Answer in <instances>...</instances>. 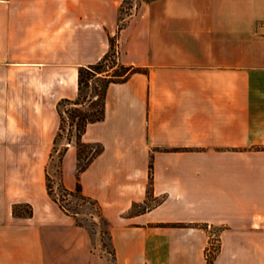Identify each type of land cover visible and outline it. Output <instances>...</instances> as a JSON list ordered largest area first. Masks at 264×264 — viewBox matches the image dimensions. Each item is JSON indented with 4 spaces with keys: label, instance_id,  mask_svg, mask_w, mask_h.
I'll return each mask as SVG.
<instances>
[{
    "label": "crops",
    "instance_id": "crops-1",
    "mask_svg": "<svg viewBox=\"0 0 264 264\" xmlns=\"http://www.w3.org/2000/svg\"><path fill=\"white\" fill-rule=\"evenodd\" d=\"M121 2L0 0V264H105L49 195L45 166L57 103L109 49ZM117 42L123 63L148 72L108 87L104 118L83 135L104 148L79 176L110 223L116 264H210V228L212 264H264V0L142 2ZM76 161L70 144L69 189ZM150 176L161 201L127 215ZM17 203L32 215H14ZM169 222L187 226H156Z\"/></svg>",
    "mask_w": 264,
    "mask_h": 264
},
{
    "label": "trees",
    "instance_id": "trees-1",
    "mask_svg": "<svg viewBox=\"0 0 264 264\" xmlns=\"http://www.w3.org/2000/svg\"><path fill=\"white\" fill-rule=\"evenodd\" d=\"M150 1V0H146ZM131 14L129 13L128 16ZM127 16V17H128ZM127 17L119 18L117 32L114 35H109V49L95 62L80 65L78 68V91L75 97H63L57 103V111L60 116L59 128L55 134L50 158L54 157V152L57 151V145L61 138H65V143L58 149L59 161L62 166L63 157L68 149L69 144L76 147V184L74 189H69L62 184L64 195H70L83 202L92 204L98 211L99 217H103L99 202L84 194L82 185L79 181V176L84 171L91 161L103 151V144L98 141L87 142L83 139V135L90 123L100 121L105 116L106 109V95L107 89L112 83H119L126 81L133 73H147L148 68L133 64L122 63L117 55V38L118 32L125 25ZM92 88V92L90 89ZM62 177V167L59 170ZM49 175L47 173V189L49 195L60 205V207L67 213L73 215L78 225L83 223L77 219L76 213L66 207L61 199L54 196L52 186L48 182ZM152 176H150V183L147 189V198L153 195L152 191ZM146 202V201H145ZM158 203V202H157ZM155 203V204H157ZM152 206H144L143 203H133L128 211V215H135L152 208ZM26 207L25 212L21 211V207ZM13 213L19 216H30L33 213L31 204L17 203L13 205ZM103 219V218H102ZM104 223L108 221L104 218ZM156 226H187L182 222L158 223ZM207 227V225H203ZM219 249V248H218ZM216 255H207V260L210 264Z\"/></svg>",
    "mask_w": 264,
    "mask_h": 264
},
{
    "label": "rangeland",
    "instance_id": "rangeland-1",
    "mask_svg": "<svg viewBox=\"0 0 264 264\" xmlns=\"http://www.w3.org/2000/svg\"><path fill=\"white\" fill-rule=\"evenodd\" d=\"M142 2H148V1H146V0H122L121 4L119 6V14H120L119 18L127 17L129 13L132 14L136 10V8L139 6V4H141ZM124 22L126 23V20ZM118 23H119V21H118ZM117 44H118V42H117ZM116 49H117V46H116ZM116 55H117L118 59L120 60L118 49H117ZM90 91L91 92L93 91L92 88L90 89ZM1 94H3V95H1ZM0 95H1L0 97H2V96L5 97L4 95H7V92L5 93V91H2V92L0 91ZM4 103L7 104V102H3V104ZM65 141L66 140L64 137L59 140L58 145H57V151L54 152V157L52 159L50 158V155H49V160L45 166L46 184H47V173H48V175H49L48 182L52 186L54 196L59 198V199L62 198L61 199L62 203L66 207H68L71 211H74L76 213L77 219L83 223V225H81V226H86L89 229V231L91 233V238H92V250L95 253H98L99 255H101L103 257L105 264H116V262H115V257H116L115 256V248L111 242V235H110V230H109V228H110L109 221L103 216L102 218L103 219L105 218L108 221V223H104L103 219L101 217H99L98 211L96 210V208L92 204L78 200L75 197L70 196V195H64V191L62 190V184L64 185L63 175L61 177L59 174V170L61 169L62 166H61L60 161H59L58 149H60L63 146ZM4 154H5V151L0 149V161H1L2 157L4 156ZM0 164H1V162H0ZM75 176H76V170H75ZM159 201H161V198H158V197L155 198L153 196H150L149 198H147L146 202L143 203V205L145 207L146 206H152L153 204H155ZM20 210L25 212L26 207L23 206L20 208ZM12 212H13V208H12ZM17 216H19V215H17ZM217 235H218L217 228H210V241H209V246L207 247L208 249L206 251V256L207 255L210 256L211 254H215V252L217 253L218 248H219Z\"/></svg>",
    "mask_w": 264,
    "mask_h": 264
}]
</instances>
